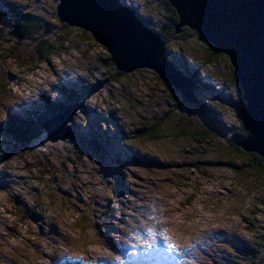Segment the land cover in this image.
Here are the masks:
<instances>
[{
	"label": "rangeland",
	"instance_id": "rangeland-1",
	"mask_svg": "<svg viewBox=\"0 0 264 264\" xmlns=\"http://www.w3.org/2000/svg\"><path fill=\"white\" fill-rule=\"evenodd\" d=\"M119 1L152 31L167 24L159 0ZM58 4L3 0L0 6V264H263L264 161L256 164L254 153L230 138L240 127L228 58L202 63L209 50L196 35L169 43V55L189 58L188 68L223 94L215 105L202 94L221 123L216 128L152 69L121 72L112 81L118 70L105 66L107 50L88 31L62 27ZM9 8L67 42L39 63L38 40L13 34ZM98 82L103 87L80 97L84 104L71 123L102 149L72 137L48 140L56 130L26 143L4 137L11 117L23 119L44 102H67L64 90L78 94ZM119 142L131 145L126 154ZM165 236L187 256L169 263L155 257ZM123 245L133 255L122 253Z\"/></svg>",
	"mask_w": 264,
	"mask_h": 264
},
{
	"label": "water",
	"instance_id": "water-1",
	"mask_svg": "<svg viewBox=\"0 0 264 264\" xmlns=\"http://www.w3.org/2000/svg\"><path fill=\"white\" fill-rule=\"evenodd\" d=\"M56 15L65 25L88 31L103 46L116 69L130 72L146 67L174 87L186 102H193L191 82L165 57V48L156 33L119 0H72L73 8L65 11L66 0H58ZM178 16L175 33L187 27L224 54L241 88L244 105L237 108L246 139L236 145L264 159V0H167ZM79 105L44 122L48 135L73 138L68 124ZM52 131V132H51Z\"/></svg>",
	"mask_w": 264,
	"mask_h": 264
},
{
	"label": "trees",
	"instance_id": "trees-1",
	"mask_svg": "<svg viewBox=\"0 0 264 264\" xmlns=\"http://www.w3.org/2000/svg\"><path fill=\"white\" fill-rule=\"evenodd\" d=\"M159 1H160V9L164 12L162 17L163 19L165 18V20L167 21V24L164 21L163 22L164 24L162 23L163 24L162 28L154 27L153 31L156 33V35L161 39V41L164 44L165 57H167L173 63L176 70H178L184 76L186 75L185 77L191 82L193 86V102L186 103V101L183 99H181L180 102H182L183 104L186 103L188 106L195 107L199 111V113H201L203 116L208 117V119H211L213 121L212 123L213 126L215 124L216 128H220L221 123L216 118V111H214L213 109L214 107L212 105H207L206 102H204L202 94L207 95L209 99H213L211 100L214 103V104L212 103L213 105L216 104V102L214 101H219L220 98L218 96L223 98V94L220 93V91L214 85L206 84L203 81H201L198 70L193 69V71H191L188 68V66L186 65L187 64L186 62L188 61L189 58L184 57L182 59V58L176 57L173 54L169 55L171 54V50L169 49V43L172 39L176 41L177 40L182 41V40H185L186 37H191L194 35L198 36L199 39L203 42V44H206L208 46V50H209L208 57L205 58L204 61L202 62L205 65L214 63L215 57L224 55V54L214 52L212 49V46L209 43L201 39L200 36L196 32L190 30L187 27L181 28L179 33L176 34L175 25L178 23V16L176 15L175 10L171 7V5L169 4L167 0H159ZM7 14L8 16L12 17L15 20L13 21L14 23L13 34H15L17 38H20L21 40H38V43L34 48L33 55L34 57H37V60H39V63L48 62V57L56 55L59 47L63 46L67 42L65 39L61 37V34L57 32H53L52 34L51 33L48 34L43 31L41 32V30L44 28L43 25L32 20L29 17L30 15L28 16V15L19 14L18 12H15L12 8H9V11L7 12ZM65 26L66 25L62 24V27H65ZM109 65H112L115 68V65L113 64L110 56L108 55V58L105 61V66H109ZM230 72L231 73L229 75V78H231L232 82L236 84L239 90V99L237 100L235 107H234L235 112H236L238 107H241L242 105H244V101L241 98L242 91L233 73L232 68H230ZM120 77H121V72L116 71L114 75L111 76V80L118 82L119 80L118 78ZM92 86L93 85L89 87L85 86L84 88H81L82 91L80 90L79 91L80 93L78 94H77V91L74 92V94H72V91H69V92L65 91V93H67L68 95L66 98L67 103L71 104L75 102H80L82 100V98H80L82 95H84L85 93H94L95 91L99 90L100 88L103 87V82H98L93 87ZM167 88L170 89L169 91L171 92H174V93L176 92L177 94L179 93L178 90L175 89L174 87L170 88L167 86ZM214 99H218V100H214ZM67 103H58V104H53V103L48 104L47 103V105L43 107V109L45 110L44 112L33 111L32 113L28 114L25 119H18V118L11 117L12 119L10 118L8 121V126L9 125L10 126L8 127L6 125L7 128L4 127L6 128V131H5L6 137L18 143L19 142L26 143L33 138L40 137L44 132V129L42 128V124H44L45 119L43 118V116L51 117L52 115L61 112ZM71 126H72V131L74 132L75 138L77 140L83 141V142L87 141L96 149L101 148L99 144H96L95 140L88 138L86 134L84 135V133L80 132L78 128L74 126V124H72ZM239 127H240L241 134L239 133L237 135L236 133L230 137L232 138L231 140H234L235 144L239 140L246 139V137L249 136V132H247L244 129L241 123L240 117H239ZM149 134L150 133H148L147 136H149ZM107 144L112 149H118L116 147L117 145L116 142H113L111 145L109 143ZM118 146H121L123 148L121 149L122 152L126 154L127 150H125V147H130L131 145H129V143L127 142L126 143L119 142ZM252 155H253L252 159L256 164L257 163L259 164L261 161L262 162L264 161V159H262L257 154H252ZM211 164H215V163H211ZM263 171L264 170H262V172ZM263 264H264V261H263Z\"/></svg>",
	"mask_w": 264,
	"mask_h": 264
},
{
	"label": "bare ground",
	"instance_id": "bare-ground-1",
	"mask_svg": "<svg viewBox=\"0 0 264 264\" xmlns=\"http://www.w3.org/2000/svg\"><path fill=\"white\" fill-rule=\"evenodd\" d=\"M186 76V75H185ZM50 103V102H49ZM48 103V104H49ZM46 105H47V102L45 103ZM80 104H84V103H80ZM15 109V108H14ZM3 124V123H2ZM6 125H7V122H6V124H4L3 125V127H6ZM4 141V140H3ZM1 142V141H0ZM151 164H153V162H151ZM114 230H115V228H114ZM118 230L116 229V232H117ZM150 233V232H149ZM149 233H147V234H149ZM147 234H145V236L147 235ZM150 235V234H149ZM195 240L196 239H194L193 240V242H195ZM167 242H171L170 240H168V241H164V242H162V243H164V244H167ZM162 245V244H161ZM151 245L150 244H146L145 245V247H144V250L146 251V252H148L149 251V248H151L150 247ZM121 247V249H122V253H124L125 255L127 254V255H129V254H132V253H129L128 252V250H127V246L126 245H123V246H120ZM105 248V247H104ZM185 247H181L180 248V250L181 249H183V251L185 252V249H186V251L188 250L187 248H185ZM110 251V250H109ZM113 253H109V254H115V251L114 250H111ZM69 254H70V251H69ZM133 255V254H132ZM156 255L159 257V258H161L160 259V261H162V262H168L169 263V261H170V259L171 258H176L177 257V255H178V257H184L183 256V253H179L178 251L177 252H171V251H169L168 249H167V246H161V249L159 250V252H157L156 254H154V256L156 257ZM96 256V255H95ZM98 256V255H97ZM96 256V257H97ZM109 256V258L110 259H112L114 262H116L113 258V256L112 255H108ZM187 255L185 254V257H186ZM61 258H63L65 261H67L68 263H70V261H69V256H60ZM101 257L102 258H108L107 256H103V255H101ZM134 257H136V256H134ZM184 257V258H185ZM157 259V258H156ZM91 260V259H90ZM159 260V259H158ZM75 261V260H74ZM132 261V260H131ZM129 262L130 264L132 263V262ZM153 263H156V260H153L152 261ZM186 262V261H185ZM51 263V262H50ZM76 263H79V264H81V262L79 261V260H77L76 261Z\"/></svg>",
	"mask_w": 264,
	"mask_h": 264
},
{
	"label": "snow or ice",
	"instance_id": "snow-or-ice-1",
	"mask_svg": "<svg viewBox=\"0 0 264 264\" xmlns=\"http://www.w3.org/2000/svg\"><path fill=\"white\" fill-rule=\"evenodd\" d=\"M2 4H3V0H0V6H2ZM62 8L65 11H71L72 8H73L72 0H66V3H64L62 5ZM0 14H2V7H0ZM52 23L53 24H56L57 21L56 20H53ZM101 51H103V50H101ZM104 54L107 55V53H104ZM150 234H151V232H150ZM164 239H165V241H167V237L166 236L164 237ZM166 246H167V249L169 251H171V252H176L177 251L176 245H174L172 242H167V245ZM53 264H61V262L54 259L53 260ZM121 264H123V262H121Z\"/></svg>",
	"mask_w": 264,
	"mask_h": 264
}]
</instances>
